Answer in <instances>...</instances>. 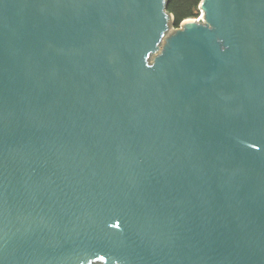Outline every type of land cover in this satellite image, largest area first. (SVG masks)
Masks as SVG:
<instances>
[{
	"label": "water",
	"instance_id": "water-1",
	"mask_svg": "<svg viewBox=\"0 0 264 264\" xmlns=\"http://www.w3.org/2000/svg\"><path fill=\"white\" fill-rule=\"evenodd\" d=\"M168 1L0 0V264H264V0Z\"/></svg>",
	"mask_w": 264,
	"mask_h": 264
},
{
	"label": "trees",
	"instance_id": "trees-1",
	"mask_svg": "<svg viewBox=\"0 0 264 264\" xmlns=\"http://www.w3.org/2000/svg\"><path fill=\"white\" fill-rule=\"evenodd\" d=\"M199 2L200 0H169L167 11L173 15L174 26H179L186 18L196 17Z\"/></svg>",
	"mask_w": 264,
	"mask_h": 264
},
{
	"label": "rangeland",
	"instance_id": "rangeland-1",
	"mask_svg": "<svg viewBox=\"0 0 264 264\" xmlns=\"http://www.w3.org/2000/svg\"><path fill=\"white\" fill-rule=\"evenodd\" d=\"M197 9H198V10H197ZM197 9H196V10H197V15H196V17H191V19H197V18L201 17V11H200V9H199V6H198ZM172 31H173V28H172V26H171V20H169V21H168V30H167V32L165 33V35H164V37H163V39H162V42H161V44H160V46H159V50L156 52V54H157L158 52H160L162 46L164 45V39H165V37H166L169 33H171Z\"/></svg>",
	"mask_w": 264,
	"mask_h": 264
}]
</instances>
